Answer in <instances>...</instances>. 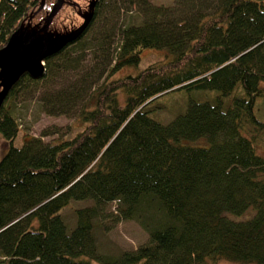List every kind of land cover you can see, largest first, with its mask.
I'll list each match as a JSON object with an SVG mask.
<instances>
[{
  "label": "trees",
  "instance_id": "trees-1",
  "mask_svg": "<svg viewBox=\"0 0 264 264\" xmlns=\"http://www.w3.org/2000/svg\"><path fill=\"white\" fill-rule=\"evenodd\" d=\"M54 1L0 0V48ZM104 1L42 76L21 74L0 104V264H264V0H114L140 20L119 25L115 46L108 32L81 40ZM144 48L164 57L113 76L137 69ZM26 88L40 110L76 114L82 128L53 141L24 131L15 145ZM176 90L185 105L163 120L159 99ZM79 199L92 202L69 225L61 211ZM108 218L135 219L147 240L100 249Z\"/></svg>",
  "mask_w": 264,
  "mask_h": 264
},
{
  "label": "rangeland",
  "instance_id": "rangeland-1",
  "mask_svg": "<svg viewBox=\"0 0 264 264\" xmlns=\"http://www.w3.org/2000/svg\"><path fill=\"white\" fill-rule=\"evenodd\" d=\"M154 4H171L174 0H150ZM118 2L114 0L104 1V11L96 17L93 25L90 26L81 40H89L94 35L101 34V32L111 33V40L113 46L118 41L119 25L128 21L129 19L139 21V14L133 8L126 11L121 8L119 11L114 4ZM120 3V2H119ZM89 6V0H69L54 16L49 30L53 32H64L70 30L82 22V17L78 11H86ZM116 7V6H115ZM92 48L86 50L85 53H92ZM99 52V51H98ZM141 59L138 62L137 69L133 66H124L114 73L113 76L125 74L128 72H135L138 68L156 62L164 57V49L144 48L141 51ZM88 58L92 55L88 54ZM89 63V62H88ZM37 93L33 88H26L24 91L18 92L16 96V105L19 114L20 131L14 139V144L19 146L23 142L24 131L33 135H39L45 141H53L60 138H68L80 130L83 126L82 121L76 114L66 115H51L39 109L36 100ZM166 105L168 109L160 110V116L163 120H169L172 116L183 109L185 105L184 93L180 90L170 92L159 99ZM258 106V105H257ZM259 114L264 118V100L259 102ZM47 132V134H43ZM7 144L0 134V158L6 152ZM91 200L79 199L72 200L68 207L64 208L62 212L63 218L69 225L75 222V208L90 204ZM115 202L108 205V212L114 213ZM252 211L248 209L242 215H233L234 218H245L250 216ZM112 214V213H111ZM110 217H114L112 214ZM110 224L109 229L98 228L95 231L99 248L108 252H117L124 249H132L140 243L145 242L148 238L147 231L135 219H120L117 222L112 221L111 218L106 220ZM216 264H254L242 263L227 259H221Z\"/></svg>",
  "mask_w": 264,
  "mask_h": 264
},
{
  "label": "water",
  "instance_id": "water-1",
  "mask_svg": "<svg viewBox=\"0 0 264 264\" xmlns=\"http://www.w3.org/2000/svg\"><path fill=\"white\" fill-rule=\"evenodd\" d=\"M65 2L66 0H55L41 25L18 27L0 48V104L21 74L27 72L32 77L43 75L45 58L59 51L83 32L93 16L97 0H89L90 9L79 25L64 32L50 31L53 17ZM43 3L44 0H41L39 8Z\"/></svg>",
  "mask_w": 264,
  "mask_h": 264
},
{
  "label": "flooded vegetation",
  "instance_id": "flooded-vegetation-1",
  "mask_svg": "<svg viewBox=\"0 0 264 264\" xmlns=\"http://www.w3.org/2000/svg\"><path fill=\"white\" fill-rule=\"evenodd\" d=\"M68 2H69V0H66L65 3H68ZM65 3H64V4H65ZM64 4H63V5H64ZM50 8H51V7H50ZM89 9H90V8H89V6H88V8H87L86 11H84V12H82V11H78L79 15H81V17H82V21H83V19H84L83 17L87 14V12L89 11ZM49 10H50V9H49ZM81 23H82V22H81ZM76 26H77V25H76ZM74 27H75V26H74Z\"/></svg>",
  "mask_w": 264,
  "mask_h": 264
},
{
  "label": "bare ground",
  "instance_id": "bare-ground-1",
  "mask_svg": "<svg viewBox=\"0 0 264 264\" xmlns=\"http://www.w3.org/2000/svg\"><path fill=\"white\" fill-rule=\"evenodd\" d=\"M41 76H42V75H41ZM38 77H40V76H38ZM13 85H14V84H13ZM5 98H6V97H5ZM5 98H4V99H5ZM3 101H4V100H3ZM3 101H2V102H3ZM1 104H2V103H1Z\"/></svg>",
  "mask_w": 264,
  "mask_h": 264
}]
</instances>
